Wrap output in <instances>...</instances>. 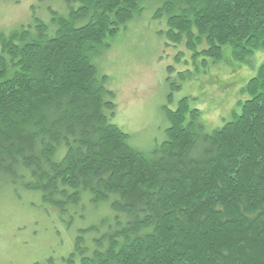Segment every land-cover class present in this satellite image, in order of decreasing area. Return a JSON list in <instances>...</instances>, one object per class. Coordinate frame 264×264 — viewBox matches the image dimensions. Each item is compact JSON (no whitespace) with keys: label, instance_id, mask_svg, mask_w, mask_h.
<instances>
[{"label":"trees","instance_id":"obj_1","mask_svg":"<svg viewBox=\"0 0 264 264\" xmlns=\"http://www.w3.org/2000/svg\"><path fill=\"white\" fill-rule=\"evenodd\" d=\"M64 1L53 29L0 32V194L39 193L70 219L93 207L99 225L76 235L68 264H264V63L222 127L205 132L183 98L145 154L111 122L115 94L90 60L141 0ZM164 13L194 56L229 47L251 64L264 50V0H166Z\"/></svg>","mask_w":264,"mask_h":264},{"label":"rangeland","instance_id":"obj_2","mask_svg":"<svg viewBox=\"0 0 264 264\" xmlns=\"http://www.w3.org/2000/svg\"><path fill=\"white\" fill-rule=\"evenodd\" d=\"M165 1L141 0L140 11L90 53L99 76H107V88L115 94L111 122L145 154L163 142L169 125L165 110L176 109L183 98L201 111L205 132L222 127L233 111L241 112L239 101L247 98L241 89L264 63V50L256 51L251 64L235 60L229 47L219 61L194 56L185 39L173 42L167 37L168 14L156 15ZM67 14L64 0H0V32L37 19L53 29V20ZM89 213L96 216L90 205L86 218L70 219L45 206L39 193L5 191L0 194V264H68L76 235L99 225Z\"/></svg>","mask_w":264,"mask_h":264}]
</instances>
